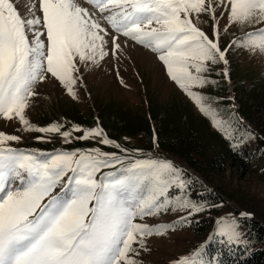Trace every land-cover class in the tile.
Here are the masks:
<instances>
[{
    "label": "snow or ice",
    "instance_id": "snow-or-ice-1",
    "mask_svg": "<svg viewBox=\"0 0 264 264\" xmlns=\"http://www.w3.org/2000/svg\"><path fill=\"white\" fill-rule=\"evenodd\" d=\"M84 3L92 10L81 0H0V118L18 120L26 132L59 135L65 144L91 140L117 150L23 149L12 146L22 136L0 131V264H143L139 257L149 251V237L174 231L177 223L188 225L217 207L194 194L198 178L171 159L124 147L99 125L32 124L26 110L45 80L54 78L76 99L85 71L119 60L123 45L134 42L156 54L170 80L234 151L256 137L242 118L233 112L222 116L224 110L198 89L217 83L210 79L216 66H225L221 74L227 78L229 48L264 55V26L243 32L246 26L264 25V0ZM234 26L243 34L222 47V33ZM169 211L186 215L172 224L143 222ZM251 216L218 218L208 241L247 251L252 244L244 239L242 220ZM206 247L207 242L172 264H214L204 256Z\"/></svg>",
    "mask_w": 264,
    "mask_h": 264
},
{
    "label": "rangeland",
    "instance_id": "rangeland-1",
    "mask_svg": "<svg viewBox=\"0 0 264 264\" xmlns=\"http://www.w3.org/2000/svg\"><path fill=\"white\" fill-rule=\"evenodd\" d=\"M81 2L92 10L84 0ZM225 23L227 21L222 18L221 26L223 27ZM261 26L264 25L246 26L243 32ZM202 27L207 30L208 24H202ZM243 32L239 26H234L227 33H222L221 46L228 47ZM133 43L123 45L124 54L119 60L114 58L110 62L106 60L101 62L99 67L85 71L83 84L76 87L78 95L76 99L72 98L54 78L38 84L36 87L38 95L32 98L30 107L26 110L27 117L32 124L41 127L58 122L65 126L78 124L91 128L89 122L95 121L105 132L111 130L110 134L107 133L109 138L124 147L140 149L144 154L171 159L175 165L191 174L193 179L198 178L200 183L195 185L194 194L199 192L217 207L192 217V222L188 225L177 223L174 231L162 236L149 237L146 242L149 251L139 257L143 264H172L177 258L197 251L206 242L205 258L212 260L214 264L216 260H219L220 264H236L235 257L244 251L240 245L229 246L221 243L219 239L208 241V237L214 232L217 219L226 214L251 213L252 217L264 222L262 169L264 166L259 163L257 167L243 173L240 166L235 165L237 162L230 159L232 156L227 155L224 160L214 162L215 165L209 170L199 172L195 166L188 164L184 157L174 152L172 146L164 148L157 146L159 128H163L160 133L167 137L166 135L173 134L177 128L182 131L188 130L187 124H194L208 161V158L220 152V149L213 148L215 141L213 131L216 130L219 136L222 133L170 80L156 54L143 46H133ZM228 60L227 78L221 74V69L225 66H216V71L211 74L210 79L217 83L198 91L216 101L213 106L224 110L221 112L222 116L226 117L227 112H233L236 117L242 118L243 124L252 129L257 136H264V55L236 46L229 48ZM121 79L123 83L120 82ZM254 90L255 95H260V99L253 102L255 99L253 98L249 103V95ZM247 102L249 104H246ZM157 108L160 110L158 113ZM111 110L110 115L108 112ZM102 114L106 117H102ZM127 121L129 122L127 127H116L125 125ZM143 125L147 128H143ZM113 127L115 133L112 132ZM0 130L7 134L22 136V140L13 143L12 146L23 149L50 152L101 146L91 140H73L71 144H65L59 135L26 132L22 130L18 120L0 118ZM41 135H45L46 139H36ZM121 136L125 137L127 143L119 138ZM228 143L231 146L229 140ZM179 144L180 141H177L175 147ZM101 147L105 151H117L107 146ZM59 191L57 189V192ZM183 215L186 213L169 211L159 216L145 217L143 222L151 225L172 224L178 222ZM243 225L247 233V227L244 223ZM244 239L249 240L248 235ZM254 248L252 245L245 253Z\"/></svg>",
    "mask_w": 264,
    "mask_h": 264
},
{
    "label": "trees",
    "instance_id": "trees-1",
    "mask_svg": "<svg viewBox=\"0 0 264 264\" xmlns=\"http://www.w3.org/2000/svg\"><path fill=\"white\" fill-rule=\"evenodd\" d=\"M256 91L251 93L248 98V102L250 103L253 98V100L257 101L260 95H255ZM263 96V95H262ZM246 104H249V103ZM264 104V103H263ZM261 105V104H260ZM158 109V108H157ZM160 110H156L158 113ZM110 115L112 113V110L108 112ZM106 113V115L108 114ZM102 114V117H106V115ZM91 126L96 125L95 121L89 122ZM129 122L125 125H116L120 126L117 128L127 127ZM89 125V126H90ZM189 129L188 130H180L175 129L174 133H170V135H166L167 137L163 136V134L160 133V130L163 128H159V133L157 134L156 143L161 148L172 146L174 152L180 154L182 157H184L185 161L195 166V169L199 172L207 171L211 168V166L215 165L214 162L217 160H221L228 155H231V160H234L237 162L235 165H239L241 171L246 172L249 171L250 168L257 167V164H263L264 166V136H257L255 139L251 140L247 144H245L240 150L235 151L233 148L229 145L228 140L223 135H218V132L216 130L213 131L214 142H213V148L220 149V152L211 157L208 158V161L206 159L205 151H203V148L201 146V141L199 140L198 131L194 129V124H187ZM114 126V125H113ZM168 126V125H167ZM191 126V127H190ZM109 128V127H108ZM143 128H147V126ZM114 130V127H113ZM115 133V130L112 131ZM106 133H111V130H107ZM191 133V135H189ZM168 134V133H166ZM123 140L124 143H127L125 141V137L121 136L119 137ZM152 141V139H151ZM177 141H180L179 146L175 147V143ZM230 142V141H229ZM229 146V147H228ZM232 151V152H231ZM233 153V154H232ZM209 162V163H208ZM263 172H264V168ZM242 222L247 227V235L249 240L251 241L252 245L255 246V248L250 251L249 253H245V251H242L241 254H238L237 257H235L236 264H264V222L258 220L255 217H252L247 220H242Z\"/></svg>",
    "mask_w": 264,
    "mask_h": 264
}]
</instances>
